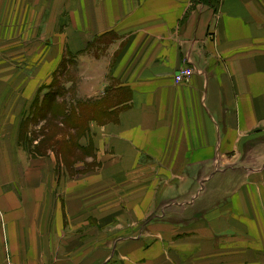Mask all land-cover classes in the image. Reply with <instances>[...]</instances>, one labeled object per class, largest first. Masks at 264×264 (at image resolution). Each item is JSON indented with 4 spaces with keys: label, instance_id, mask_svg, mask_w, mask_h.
Listing matches in <instances>:
<instances>
[{
    "label": "crops",
    "instance_id": "0c3cea01",
    "mask_svg": "<svg viewBox=\"0 0 264 264\" xmlns=\"http://www.w3.org/2000/svg\"><path fill=\"white\" fill-rule=\"evenodd\" d=\"M68 57L71 174L21 140ZM0 264H264V0H0Z\"/></svg>",
    "mask_w": 264,
    "mask_h": 264
},
{
    "label": "rangeland",
    "instance_id": "374dc122",
    "mask_svg": "<svg viewBox=\"0 0 264 264\" xmlns=\"http://www.w3.org/2000/svg\"><path fill=\"white\" fill-rule=\"evenodd\" d=\"M68 61L70 64L65 63V67L63 71L59 74V77L61 76L66 77V80L63 81L64 87L66 89V94L64 95L65 97L63 96L64 97L63 100L65 101V105L68 106V116L69 117L66 118L67 120L66 119L61 120L60 118L55 121L51 119L43 120L42 118H39L37 114H34L35 115L34 118L31 119L30 117V119L28 120V117H29L28 116L23 121H24V128H26L27 126V130H28L27 132H29V134L27 135V138L24 139L26 143L25 145L31 149L34 146L33 141L40 137L42 138V136H44V138L42 139V141H40V145H41L40 150L43 149L44 147V149L52 148L53 150L55 151L57 150L58 152L59 151L58 147L60 148L61 145H64V149L62 153L64 152V155H65L64 157L65 159H67V162L65 164L67 165L68 171L71 174L72 167L74 168V165L76 164V162H79L80 165L83 164V168H85V166H88L89 168L88 170H91V167H96L95 166L96 163L94 161L87 160L88 156L93 153L92 151L94 150L93 145L92 144L89 145V147L85 148V150L76 151L74 145L76 142L77 135L75 131L70 130L72 129L71 126H73L74 124L79 125L80 127L78 129V135L80 133L86 134L88 132L87 125L92 121V119H98V120L104 119L105 120L108 116L106 115L103 118H101L100 116H97L95 114L94 116H88L87 119L84 118L83 120V117L81 116V111H80L78 112L80 117H78L76 113H77V110L81 108L82 104L89 105V107L95 106V108L99 109L100 105L105 103L106 100H102V99L93 100L92 99V101L80 100L79 103L75 102L76 101L74 97L75 85H76L75 61L73 58H69V57H68ZM83 84H84V87H88L91 85V83H85V82ZM97 86H98V83H97ZM85 91L86 93L92 94L91 88L89 90L86 89ZM44 92H48V89H45L42 93ZM96 92H98L96 95L99 97L100 91L95 90L94 93ZM31 113H34V112L32 111ZM70 118L74 119L75 122L70 121L69 120ZM61 121L65 123L64 125H66V127L58 125ZM61 133L64 134L63 136L65 139H69L68 142H66L65 139L60 140L59 135ZM27 139H30L32 143L29 142V145H28ZM54 145H56V149L53 148Z\"/></svg>",
    "mask_w": 264,
    "mask_h": 264
},
{
    "label": "trees",
    "instance_id": "16d2710c",
    "mask_svg": "<svg viewBox=\"0 0 264 264\" xmlns=\"http://www.w3.org/2000/svg\"><path fill=\"white\" fill-rule=\"evenodd\" d=\"M200 1L205 2L207 0H200ZM64 67H65V61H63L61 68H59V70L55 74L54 79L51 82V84L49 86H46L43 89H41V93L37 96V98L35 99V101L32 104V107H31V112L33 111L34 113H30L28 115L29 117L27 116L28 120L30 119V117H31V119L34 118L35 117L34 114H37L39 116V118H42L43 120L51 119L53 121L58 120L59 118L61 120H63V119H66L69 117L68 116V106L65 105V101L64 100L61 102L59 101V97L60 96L62 97L66 91L63 82H61V80H59V74H60V72L63 71ZM45 89H48V92L43 93V95L41 96L42 92ZM101 106H102V104H101ZM80 111H81V116L83 117V120H84V118L87 119L88 116H94L95 114L97 116H100L101 118H103L104 116L107 115L106 113L103 112V109L101 107H99V109H97V108H95V106L89 107V105H84V104H82L81 108H79V110H77L76 114L78 115V117H80V115L78 114V112H80ZM69 120L75 122L74 119L70 118ZM100 120H102V119H100ZM102 121H104V119ZM79 127L80 126L77 124H74L73 126H71L72 129H79ZM27 131H28L27 126H26V128H24V122H23L21 140H22L24 145L26 144L24 139L27 138V135L29 134V132H27ZM43 138H44V136H43ZM42 139H41V141H42ZM29 142L32 143V141L30 139H27L28 145H29ZM39 145H40V143H39ZM39 145H37L35 147L33 146L30 149L31 152L43 153L47 150V148L44 149V147H43V149L40 150L41 145L40 146ZM74 146H76V145H74ZM53 148L56 149V145H54ZM63 149H64V145H61L60 148L58 147L59 151L57 152V150H56V153L59 155L60 165L63 163L66 166L65 163L67 162V159H65V157H64L65 156L64 152L62 153Z\"/></svg>",
    "mask_w": 264,
    "mask_h": 264
},
{
    "label": "built area",
    "instance_id": "2783aa9c",
    "mask_svg": "<svg viewBox=\"0 0 264 264\" xmlns=\"http://www.w3.org/2000/svg\"><path fill=\"white\" fill-rule=\"evenodd\" d=\"M195 72V69L190 66L188 63L183 65L178 72L175 74V83L182 84L189 82L192 78L193 74Z\"/></svg>",
    "mask_w": 264,
    "mask_h": 264
}]
</instances>
